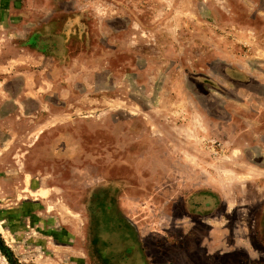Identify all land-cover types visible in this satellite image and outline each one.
<instances>
[{
    "label": "rangeland",
    "instance_id": "374dc122",
    "mask_svg": "<svg viewBox=\"0 0 264 264\" xmlns=\"http://www.w3.org/2000/svg\"><path fill=\"white\" fill-rule=\"evenodd\" d=\"M253 1L0 0V264L116 261L107 232L129 226L150 264L172 259V208L203 184L220 194L221 264H264ZM27 24L53 47L32 61L19 58L35 47L18 38Z\"/></svg>",
    "mask_w": 264,
    "mask_h": 264
},
{
    "label": "crops",
    "instance_id": "0c3cea01",
    "mask_svg": "<svg viewBox=\"0 0 264 264\" xmlns=\"http://www.w3.org/2000/svg\"><path fill=\"white\" fill-rule=\"evenodd\" d=\"M253 2L256 4L260 3V8L264 9V0H254ZM9 23H11V21ZM8 26L11 25L8 24ZM25 26L26 34L18 38L20 40L23 39L22 41L29 45L35 43V47H22V53H20V57H18L20 59L23 58L24 60L32 61L34 59L33 57L35 53L33 52L32 48H35L36 53H38V55L42 58L44 56V52L52 50L53 48L48 45L50 42V38H48L49 36H45L43 34L34 35L32 24H27ZM15 39L17 40V38ZM51 39L58 46L57 49L60 50V48L64 46L63 41L59 39V36H53ZM8 59L11 62L15 60L14 58ZM11 62H8V67L10 68L12 67L10 64ZM31 64L32 62L30 65ZM8 67L6 66V68ZM105 185L108 186L110 183L105 180ZM185 185L186 187H191V185L193 186L192 182H185ZM202 186H206V188L200 186L201 189L195 191L191 198H188L187 196L183 198L185 211H182L180 216H178L175 209L172 208V220H174L172 221V259H162L159 257L156 259L155 264H163L160 262H165L164 264H178V262H186V264H221L222 262H226L225 251L227 250L225 248L226 228L224 227L223 223L224 217L222 215L220 216L216 210L211 208L217 202H219L220 194L219 191H217L215 194V191L210 189L209 184H203ZM104 194V198H107L109 195L108 191H106ZM169 201L170 200H164L162 202L163 207ZM175 202L176 201L172 199V204L175 205ZM182 220L183 222H181ZM118 229L120 230L115 231V228H113V230L111 229V233L107 232V235L111 236L119 234L121 240L116 239L115 237H109V239L107 237L105 238L106 241H108V244L109 240L112 244L114 241H117L114 248H109L107 250L110 252L114 250L116 255L118 254L117 260H112L110 262H100V264H111L112 262H128L126 264L149 263V260L152 259L153 254H145L143 249L145 244V234L133 226ZM182 231L185 232L182 233ZM180 236H189V238H191L189 239L190 243L189 241H186L183 250V256L178 254V252H181L182 250L177 247L176 243L177 239H180ZM232 249H234L233 246ZM106 257L108 256L106 255ZM232 262H235V260L233 259Z\"/></svg>",
    "mask_w": 264,
    "mask_h": 264
}]
</instances>
